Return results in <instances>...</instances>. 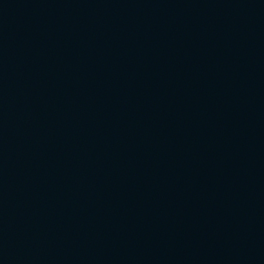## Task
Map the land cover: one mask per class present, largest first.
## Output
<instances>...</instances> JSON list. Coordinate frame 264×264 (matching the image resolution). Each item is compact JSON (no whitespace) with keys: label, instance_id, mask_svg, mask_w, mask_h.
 <instances>
[{"label":"water","instance_id":"95a60500","mask_svg":"<svg viewBox=\"0 0 264 264\" xmlns=\"http://www.w3.org/2000/svg\"><path fill=\"white\" fill-rule=\"evenodd\" d=\"M0 264H264V0H0Z\"/></svg>","mask_w":264,"mask_h":264}]
</instances>
